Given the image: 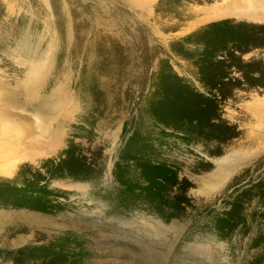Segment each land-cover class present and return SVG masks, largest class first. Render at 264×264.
<instances>
[{
    "label": "rangeland",
    "instance_id": "rangeland-1",
    "mask_svg": "<svg viewBox=\"0 0 264 264\" xmlns=\"http://www.w3.org/2000/svg\"><path fill=\"white\" fill-rule=\"evenodd\" d=\"M34 111L0 264H264V0H0V144Z\"/></svg>",
    "mask_w": 264,
    "mask_h": 264
},
{
    "label": "bare ground",
    "instance_id": "bare-ground-1",
    "mask_svg": "<svg viewBox=\"0 0 264 264\" xmlns=\"http://www.w3.org/2000/svg\"><path fill=\"white\" fill-rule=\"evenodd\" d=\"M46 1L47 0H44V2H46ZM11 4H12L11 2L7 3L8 9L11 8ZM19 58L21 60H23L22 62H25V59H22L21 57H19ZM19 58H18V60H19ZM46 61L47 60H43V61H40L37 63L28 61V65L30 66L31 70L26 72L25 85H24L23 89L25 90L24 92L26 93V96H27V98H29V100H32V99H30V97H34V94L37 93L36 92L37 88H35V84L39 81V79H43L46 76V73L48 70V64H46ZM30 81L32 84L30 83ZM54 94H55V91H53L52 95H54ZM29 100H28V102H29ZM57 105H58V102H55L52 106H55V109H56ZM16 106H18L17 103H16ZM23 115H25V114L21 115V122H18L17 126H15L14 124H10L11 128L15 127V129H16V130L11 129V133H13L17 130H19V132H20V137H19V140L17 141V143H13L12 144L13 146L10 145V142L12 141V139H16L15 137H13L14 135H11L10 141L8 143L0 144V174H5L6 176L11 175L13 173L15 166H16L15 161H19L20 159H29L30 158L29 152L27 153L24 151L25 150L28 151L31 148V143L27 142V141L30 139V137L35 135V133H37L38 136H41L43 139L46 136H48V138L49 137L50 138L56 137L55 132H52V131L49 132V130H48L49 124H47V123H49L48 122L49 118L45 117V116H47L46 113L34 111V113H32L31 115H25L24 117H22ZM8 135L9 134H2V136H5V137H7ZM16 145H19V146H16ZM43 145H45V144L39 143L36 145V148L40 149V146L42 147ZM45 147L47 148L49 146L46 145V146H44V148ZM1 157L3 158L4 162L2 161ZM30 159H32V158H30ZM237 159H238V157L235 156L234 153H232V154L227 155L225 157H222L216 161L217 168L215 169L214 175H212L210 178V181L213 183L212 185L220 184V182L222 181V178L228 174L232 163H234ZM6 161H8V162H6Z\"/></svg>",
    "mask_w": 264,
    "mask_h": 264
}]
</instances>
